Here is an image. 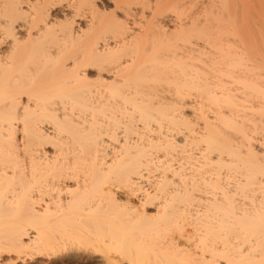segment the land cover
Segmentation results:
<instances>
[{
    "label": "bare ground",
    "instance_id": "obj_1",
    "mask_svg": "<svg viewBox=\"0 0 264 264\" xmlns=\"http://www.w3.org/2000/svg\"><path fill=\"white\" fill-rule=\"evenodd\" d=\"M74 252L264 264V0H0V263Z\"/></svg>",
    "mask_w": 264,
    "mask_h": 264
},
{
    "label": "rangeland",
    "instance_id": "obj_2",
    "mask_svg": "<svg viewBox=\"0 0 264 264\" xmlns=\"http://www.w3.org/2000/svg\"><path fill=\"white\" fill-rule=\"evenodd\" d=\"M190 110V109H189ZM189 110H187L188 112L187 113H191ZM154 179V178H153ZM73 254V255H72ZM70 254V257L69 259H67L68 257H66V259H60L56 262H51L50 259L48 260L47 258H44V259H40V260H37L35 263L33 264H102L104 263L103 261H101V259L98 257V256H92L91 255H87V254H82V252H74ZM72 255V256H71ZM85 255V256H84ZM79 256H82V257H79ZM84 257V258H83ZM91 259H90V258ZM88 258V259H87ZM100 260V261H99ZM103 260V259H102ZM41 261V262H40ZM43 261V262H42ZM49 261V262H48ZM1 264V263H0ZM126 264V263H124Z\"/></svg>",
    "mask_w": 264,
    "mask_h": 264
}]
</instances>
